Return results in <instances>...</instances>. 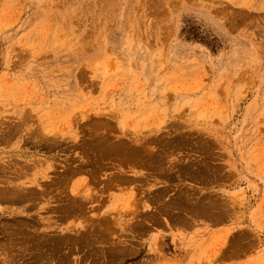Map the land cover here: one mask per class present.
Instances as JSON below:
<instances>
[{"label":"rangeland","instance_id":"obj_1","mask_svg":"<svg viewBox=\"0 0 264 264\" xmlns=\"http://www.w3.org/2000/svg\"><path fill=\"white\" fill-rule=\"evenodd\" d=\"M0 264H264V0H0Z\"/></svg>","mask_w":264,"mask_h":264},{"label":"bare ground","instance_id":"obj_2","mask_svg":"<svg viewBox=\"0 0 264 264\" xmlns=\"http://www.w3.org/2000/svg\"><path fill=\"white\" fill-rule=\"evenodd\" d=\"M93 131H94V130H93ZM97 140H98V139H97ZM118 140H119V139H118ZM92 141H93V140H92ZM93 143H94V142H93ZM101 143H102V142H101ZM101 143H100V144H101ZM103 144H104V143H103ZM120 144H121V143H120ZM122 144H123V145H122ZM122 144H121V146H120V147H121V150H122V146H123V150L125 149V150H126V153H128V151H130L131 149H130L129 147H128V149H127V147H125V144H124L123 142H122ZM130 146H131V145H130ZM81 147H82V146H81ZM95 147H96V146H95ZM113 147H114V146H113ZM93 148H94V147H93ZM94 149H95V148H94ZM96 149H97V148H96ZM136 149H137V148H136ZM125 150H124V151H125ZM142 150H143V149H142ZM100 152H101V151H100ZM102 152H103V151H102ZM120 152H121V151H120ZM134 152H135V151H134ZM118 154H119V153H118ZM126 155H127V154H126ZM135 155H137V154H135ZM119 156H120V155H119ZM122 156H123V155H122ZM132 156H133V155H132ZM128 157H129V156H128ZM130 157H131V156H130ZM135 158H136V157H135ZM137 158H138V157H137ZM127 159H128V158H127ZM129 160H130V159H129ZM127 161H128V160H127ZM143 163H144V162H143ZM159 163H160V162H159ZM144 164H145V163H144ZM158 166H159V165H158ZM91 167H92V166H91ZM92 168H93V167H92ZM69 169H70V172H71V168H69ZM69 169H67V171H68ZM77 169H78V168H77ZM93 170H94V169H93ZM64 171H65V170H64ZM77 171H78V170H77ZM68 172H69V171H68ZM95 172H96V171H95ZM67 174H68V173H67ZM67 174H64V175L61 174L60 176H58V177H59L58 181L61 180V181L65 182V180L68 178V175H69L70 173H69L68 175H67ZM203 174H204V173H203ZM71 175H72V174H71ZM71 175H70V176H71ZM58 177H57V178H58ZM208 178H209V177H208ZM67 180H69V179H67ZM56 181H57V179L55 180V182H56ZM110 181H111V180H110ZM118 182H119V181H118ZM59 183H60V182H59ZM61 183H62V182H61ZM50 184H51V183H50ZM62 184H63V183H62ZM65 184H66V182H65ZM57 185H58V184H57ZM59 185H60V184H59ZM62 186H63V185H62ZM27 189H29V188H27ZM29 190H30V192H31V190H33V189L30 188ZM29 190H28V191H29ZM61 190H62V189H61ZM22 191H23V190H22ZM38 191H39V190H38ZM38 191H36V192H38ZM13 192H14V191H13ZM16 192H17V191H16ZM30 192H29V194H30ZM64 192H65V191H64ZM10 193H11V192H10ZM17 193H18V192H17ZM19 193H20V192H19ZM21 193H22V192H21ZM27 193H28V192H27ZM27 193L24 192V194L22 193V195H25V196H26ZM31 193H35V189H34V192H31ZM44 193H45V192H44ZM159 194H160V193H159ZM20 195H21V194H20ZM20 195L18 194L17 197L19 196L20 198L25 199V198H24L25 196H22V197H21ZM55 195H56V194H55ZM10 197H12V196H10ZM65 197H66V196H65ZM20 198H19L18 200H20ZM26 198H27V197H26ZM69 199H70V198H69ZM73 199H74V198H71L69 201L72 202ZM67 200H68V198H67L65 201H67ZM13 201H14V200H13ZM14 202H15V201H14ZM73 202H76V201H73ZM172 202H173V201H172ZM64 203H66V202H64ZM173 203H174V202H173ZM66 204H67V203H66ZM77 204H78V201H77ZM77 204H76V205H77ZM76 205L74 204V206H76ZM74 206H73V204H71V203L68 204V205H61V204H60V205L57 207V209H60V211H61L62 213L65 214V213H70V211L72 210V208H73ZM79 206H81V205H79ZM71 207H72V208H71ZM82 207H83V206H82ZM74 208H75V207H74ZM77 209H78V207H77ZM81 209H83V208H81ZM163 212H164V211H163ZM25 226H26V224H25ZM12 228H13V227H12ZM17 229H18V228H17ZM17 229H16V230H17ZM21 230H22V228H21ZM22 231H23V230H22ZM23 233H24V232H22V234H20V235L22 236ZM13 234H16V233H14V231H13ZM13 234H12V235H13ZM30 234H31V233H30ZM33 234H34V233H33ZM94 234H95V233H94ZM12 235H11V236H12ZM39 235H40V234H39ZM32 236H33V235H32ZM35 236H37V235H35ZM46 236H47V235H46ZM51 236H52V235H50L49 237H51ZM25 237H26V236H24V238H25ZM27 237L29 238V236H27ZM41 237H42V236H41ZM41 237H40V238H41ZM21 238H22V237H21ZM46 238H47V237H46ZM51 238H53V236H52ZM51 238H50V239H51ZM33 239H34V238H33ZM36 239H37V238H36ZM50 239H49V240H50ZM62 239H63V238H62ZM23 240H24V239H23ZM37 240H38V239H37ZM44 240H45V241H43V242H45V243H49V242H47L48 238H47V239H44ZM51 240H55V239H51ZM24 241H25V240H24ZM41 241H42V240H41ZM59 242H60V240H59ZM59 242H58V243H59ZM85 242H86V241H85ZM41 243H42V242H41ZM50 243H51V242H50ZM52 243H53V242H52ZM42 244H43V243H42ZM59 244H60V243H59ZM34 245L36 246V244H34ZM40 245H41V244H40ZM46 245H47V244H46ZM43 246H44V244H43ZM50 246H51V245H50ZM54 246H55V245H54ZM54 246H52V248H54ZM41 247H42V245H41ZM46 247H47V246H46ZM79 247H80V246H79ZM46 249H47V248H46ZM52 250H53V249H52ZM50 254H51V253H50Z\"/></svg>","mask_w":264,"mask_h":264},{"label":"crops","instance_id":"obj_3","mask_svg":"<svg viewBox=\"0 0 264 264\" xmlns=\"http://www.w3.org/2000/svg\"><path fill=\"white\" fill-rule=\"evenodd\" d=\"M48 209H51V208H48ZM53 210H52V212L50 213V212H45L44 214H55V211H57L56 209H55V207L54 208H52ZM58 210H60V209H58Z\"/></svg>","mask_w":264,"mask_h":264}]
</instances>
